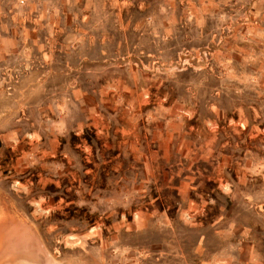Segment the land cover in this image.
<instances>
[{
    "label": "rangeland",
    "instance_id": "rangeland-1",
    "mask_svg": "<svg viewBox=\"0 0 264 264\" xmlns=\"http://www.w3.org/2000/svg\"><path fill=\"white\" fill-rule=\"evenodd\" d=\"M68 2L114 38L70 46L55 91L0 94V264H264V0ZM125 20L143 44H116ZM43 37L4 52H61ZM25 63L3 69L44 83Z\"/></svg>",
    "mask_w": 264,
    "mask_h": 264
},
{
    "label": "crops",
    "instance_id": "crops-1",
    "mask_svg": "<svg viewBox=\"0 0 264 264\" xmlns=\"http://www.w3.org/2000/svg\"><path fill=\"white\" fill-rule=\"evenodd\" d=\"M32 2V1H31ZM35 2V1H34ZM40 2L38 6L27 4L25 10H17L14 12V20L10 22L0 21V94L4 92V88L6 91H15V92H50L55 91V87L51 86L50 83H45L52 75L51 71L54 70V64L56 60L59 61H67L70 55L68 54V50L70 46L85 44L92 45L98 44L100 41L104 40H113L114 35H107L105 31V35H100L97 32V28L88 25L86 22L76 23L74 19L76 18H84L87 20L84 10L77 11L73 10L72 5H68V0L59 1L57 5H51L47 0H38ZM1 3V0H0ZM124 3V4H123ZM137 5V3H136ZM140 4L138 3L137 7ZM131 7V3L129 1H122L118 4L117 10H129ZM70 17L73 19V22H67L65 18ZM88 21V20H87ZM113 29H114V23ZM5 29H14V42L13 40H3ZM96 29V30H93ZM100 29V28H98ZM117 29H121L122 38L116 44H121L124 47H132L134 44L141 45L143 41L148 37L145 26L141 25L139 22L136 24L134 21L125 20L122 23L117 22ZM44 33L42 43L51 46L55 43V39L59 42V50L60 53L56 54L51 51V47L47 51L40 52L39 54H31L23 51L14 52H4L3 45L11 43L14 46H23L24 43H36L37 35L39 32ZM156 35V33H154ZM115 40V39H114ZM155 40V38H153ZM73 43V45H71ZM130 45V46H126ZM135 45V46H137ZM77 61H87L86 56L76 55ZM93 59V58H89ZM96 59V57H95ZM11 60L14 62H22V65H19L20 68L14 69V73L12 70L9 72L8 70L4 71L3 66L4 62ZM38 61L42 62V66L45 68L43 73L39 75L40 78H44V83L34 86L30 83L31 74L26 70H22L24 66H26L25 62L28 61ZM24 62V63H23ZM22 66V67H21ZM19 78L18 83L14 84V78ZM10 77L12 80L8 84H5L3 79ZM8 86V87H6ZM120 88L118 87L117 90ZM58 90H62V88H58ZM79 92H81L79 90ZM202 249V246H196V252H199ZM226 251L225 246H220L218 248V253L221 254ZM220 258V257H219ZM224 257L222 256V260L220 258L219 264H225Z\"/></svg>",
    "mask_w": 264,
    "mask_h": 264
}]
</instances>
